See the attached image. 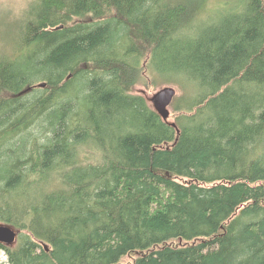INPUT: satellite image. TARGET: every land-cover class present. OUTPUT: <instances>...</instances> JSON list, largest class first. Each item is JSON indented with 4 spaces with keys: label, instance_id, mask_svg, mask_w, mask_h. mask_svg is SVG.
I'll list each match as a JSON object with an SVG mask.
<instances>
[{
    "label": "trees",
    "instance_id": "1",
    "mask_svg": "<svg viewBox=\"0 0 264 264\" xmlns=\"http://www.w3.org/2000/svg\"><path fill=\"white\" fill-rule=\"evenodd\" d=\"M207 2L33 0L4 24L9 264H264V0ZM142 56L191 90L167 121L129 90Z\"/></svg>",
    "mask_w": 264,
    "mask_h": 264
},
{
    "label": "rangeland",
    "instance_id": "2",
    "mask_svg": "<svg viewBox=\"0 0 264 264\" xmlns=\"http://www.w3.org/2000/svg\"><path fill=\"white\" fill-rule=\"evenodd\" d=\"M33 0H0V48L4 45V47H9L11 44V39H5V34H3L4 24H12L14 26L17 22L23 19L24 12L30 2ZM222 2V0H208L206 9L204 10V17L208 19L212 13L208 14L210 11H214L215 8ZM8 33V32H6ZM4 41V44H3ZM10 51V49H7ZM147 57L142 56L140 60V71H142V78H139L135 83L129 86V90L132 93H137L145 96L149 104L153 107L151 102L152 97L154 94L159 91L160 89L170 86L176 89L177 94L174 99L175 102L180 99L183 95L189 94L190 89L183 85V82L180 79L174 80H166L163 79L165 77H160L152 68L149 66L147 67ZM174 104H172L169 109L171 112V116L174 114L173 108ZM172 120V118H171ZM136 254L128 255L123 260L122 263H131L136 258ZM0 264H9L8 256L0 248Z\"/></svg>",
    "mask_w": 264,
    "mask_h": 264
},
{
    "label": "water",
    "instance_id": "3",
    "mask_svg": "<svg viewBox=\"0 0 264 264\" xmlns=\"http://www.w3.org/2000/svg\"><path fill=\"white\" fill-rule=\"evenodd\" d=\"M44 86L45 84H40ZM31 87L24 90L22 93L28 92ZM21 94V93H20ZM177 91L175 88L166 86L160 89L154 97L151 99L154 109L161 115L164 120H169L171 112L169 107L172 105ZM172 125H176L172 123ZM19 230L15 229L13 226L0 223V243L7 244L10 246L15 245L18 238Z\"/></svg>",
    "mask_w": 264,
    "mask_h": 264
},
{
    "label": "bare ground",
    "instance_id": "4",
    "mask_svg": "<svg viewBox=\"0 0 264 264\" xmlns=\"http://www.w3.org/2000/svg\"><path fill=\"white\" fill-rule=\"evenodd\" d=\"M157 92H158V91H157ZM157 92H156V93H157ZM156 93H155V94H156ZM155 94H154V95H155ZM153 97H154V96H153ZM153 97H152V98H153ZM153 108H154V107H153ZM166 121H167V120H166Z\"/></svg>",
    "mask_w": 264,
    "mask_h": 264
}]
</instances>
